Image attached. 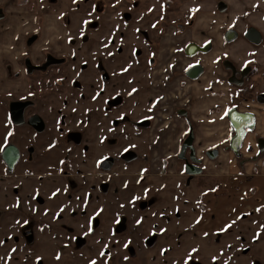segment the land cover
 Returning <instances> with one entry per match:
<instances>
[{
    "label": "rangeland",
    "instance_id": "1",
    "mask_svg": "<svg viewBox=\"0 0 264 264\" xmlns=\"http://www.w3.org/2000/svg\"><path fill=\"white\" fill-rule=\"evenodd\" d=\"M35 1L23 3L16 0L13 5L21 7L18 11L27 13L19 15L14 10L9 14V21H31V14H34L43 15V24L49 25L59 9L67 5L65 0ZM70 1L79 3L78 0ZM97 1L85 0V14L89 19H95L91 6ZM106 1L109 2L108 12L102 19L109 18L107 26H103L99 34L89 31L92 39L88 36L90 39L85 42L77 38L73 43L76 48L71 54L76 57L68 64L69 77L62 93L54 100V109H58L64 97L70 99L66 110L71 112V117L66 128L83 133L88 131L90 139L86 137L82 144L86 145V152H92L86 155L82 152V145L74 142L69 145L72 148L78 146L81 154L71 149L67 152L61 148L63 144L50 156H47V151L39 149L35 162L23 163L11 174L13 176L7 175L0 158V210L5 213L0 220V264L4 259L9 263L13 261L11 264H26L33 258H42L43 264H264V200L259 188L252 185L261 184L262 180L256 179L264 165V155L249 159L247 168L240 165L241 158L233 153H222L216 160L205 157L202 175L188 184L182 162L174 154L180 140L178 135L177 138H164L165 131L161 138L156 139L129 122L119 126L117 132L107 130L108 117H104L100 143L94 127L95 85L102 83L100 77L106 71L111 73L108 86L103 85L107 91L114 84L121 89L135 87L136 96L132 104L128 109L119 110V117L125 112H128L130 121L146 116L142 72L146 58L143 56L155 47V38L152 40L151 37L158 35L157 29L148 31L151 21L166 20L162 23L167 26L165 32L172 34L173 22L182 15L180 8L200 3L219 7L220 0ZM20 16L23 19L19 20ZM79 26L74 28L76 33ZM46 41V37L40 40L37 48H42ZM162 46L173 45L165 42ZM98 49L117 51L119 58L103 71L93 67L86 74L81 70L82 58L92 59L94 66V55ZM132 64L131 68L135 69L125 75L123 71ZM36 74L40 75L39 72ZM45 78L39 77L35 82H44ZM128 78L133 82L129 83ZM81 80L87 83L90 100H85L79 89L72 85L73 81ZM39 90L47 93L49 88L39 85ZM40 92L38 109L55 130L56 119L50 114L49 105L44 106L49 101L41 98ZM258 106L264 109V104ZM85 109L89 118L83 114ZM73 110L78 111L73 113ZM83 119L90 121L86 127L79 123ZM9 124L6 108L0 105V133L8 132ZM202 132L199 133V143L207 137ZM30 136L23 132L26 144ZM111 136L117 139H111ZM88 140L92 145L87 143ZM128 149L134 150L138 157L128 161L119 159V155ZM110 155L116 158L115 164L110 169H100L96 162ZM40 156H43L42 166L36 163ZM64 156L67 162L63 167L84 169L79 177L80 188H70L67 176L59 173ZM70 157L72 167L68 164ZM164 160L167 161V170L164 168L166 172L163 174ZM47 163L54 167H47ZM26 167H34V175L25 176L22 180L24 190L17 194L15 188L19 190L16 186L21 177L15 174H24ZM37 174H44L40 182ZM236 178H240V185H232ZM37 186L41 193L36 191ZM251 186L255 189L252 190ZM29 228L36 232L33 242L24 236V231ZM82 235L85 236V246L79 239Z\"/></svg>",
    "mask_w": 264,
    "mask_h": 264
},
{
    "label": "flooded vegetation",
    "instance_id": "2",
    "mask_svg": "<svg viewBox=\"0 0 264 264\" xmlns=\"http://www.w3.org/2000/svg\"><path fill=\"white\" fill-rule=\"evenodd\" d=\"M15 1L12 0L11 4ZM26 1L21 0L23 3ZM230 1L220 0L219 7L200 3L189 4L184 9L180 8L182 15L173 22L172 34L165 32L167 26L162 23H166V20L151 21L148 31L157 29L158 35L151 37V39L155 38L152 40L156 45L147 52L148 55L143 56L146 58V66L142 68L146 116L141 119L130 121L128 112L121 114V118L118 115L119 110L128 109L132 104L136 96L135 87L121 89L114 84L107 91L108 88H104L103 85L108 86L107 82L111 73L106 71L101 74L102 83L95 85L94 127L98 142L102 143L101 131L104 117H108L107 130L117 132L119 126L129 122L134 123L139 130L148 131L156 139L164 134V138L171 139L177 138L178 135L177 139L180 140L174 154L178 161L182 162L181 167L188 184L196 176L202 175L203 172L199 173L198 169L201 168L204 171L205 157L216 160L222 153H233L235 157L241 158L240 165L247 168L253 158L264 155V134L258 131L259 118L264 116L263 107L258 106L264 104V0H255V3H250V0ZM35 2L40 3V0ZM65 2L67 4L65 8L59 9L57 16L51 19L49 25L43 24V15L35 17L37 27L27 35L25 54L17 59L18 68H15L6 57L1 60L0 105L6 108V117L11 127L8 132L0 133V158L7 175L13 174L23 163H34L39 156V149L47 151V156H50L63 144L61 148L67 149V152L71 149L80 153L78 146L72 148V145H69L74 142L82 145L83 151H81L86 152V145L82 142L86 140V137L90 139L88 131L85 130L84 134L66 128L71 117L69 116L71 112L66 110V107L70 106V99L64 97L62 106L58 109H54V100L58 94L62 93L65 80L69 77L68 64L76 57L71 54L76 48L73 43L77 38L84 39L86 42L87 39L93 38L89 31L99 34L103 26H107L109 18L102 19V16L108 12L109 2L106 0L94 2L91 9L93 8L92 15L95 19H89L85 14L87 12L85 0H78L81 5L72 3L70 0ZM72 4L74 6L71 8ZM242 6H244L243 10H241ZM5 7L6 5H3L0 8ZM76 11L77 14L73 13ZM81 19L83 20L79 23ZM44 25L52 30L53 36H49L47 40L54 38L56 43H45L41 49L40 58L37 59L34 47L47 33ZM76 25H80L77 33L74 31ZM3 28L8 31L14 29V27L5 26ZM146 36L149 38L147 32ZM165 42H171L173 46H162ZM149 46H151L150 43ZM146 47L148 48V45ZM98 50L99 52L96 51L94 55V66L91 64L92 59L85 60V56L82 58L80 66L86 74H89L93 67L103 71L109 63L113 64L119 58L117 51ZM131 67L133 64L126 69L127 71H123L125 75L135 69ZM38 72L40 75L36 74ZM39 77L46 78L44 82L36 83ZM128 81L131 83L133 79L128 78ZM39 85L43 88L48 87L49 91L40 92ZM72 85L79 89L85 100L91 99L86 82L73 81ZM38 92L41 98L45 100L47 98L49 101L44 106L49 105L50 114L53 115L54 120L56 119L55 130H52L49 121L38 109ZM103 97H105L103 101L105 105H102ZM91 112L92 110H89V113ZM83 114L88 117L86 109ZM79 116H81L80 111ZM246 117L251 119L249 123L244 121ZM233 120L237 122V126L234 125ZM89 122L83 119L79 123H83L86 127ZM184 124L186 126L182 130ZM4 125H7L6 121ZM238 126L239 128L242 126L244 136L239 147V154H236L232 139L237 135ZM201 130L207 137L199 143ZM24 131L31 135L28 144L23 139L26 135L22 137ZM172 131L175 132L172 133ZM111 139H117V137L111 136ZM46 141L48 143L44 144ZM87 143L92 145L89 140ZM95 145L97 146L98 143L96 142ZM91 152L89 150L86 155ZM134 157L138 156L134 150L130 149L119 155V159L125 161L132 160ZM42 158L43 156H40L36 162L38 166H42ZM100 159L96 162L100 169H110L116 162V158L111 155ZM71 161L70 157L68 162L70 167L73 166ZM66 162L67 157L64 156L62 167L58 168L59 173L67 176L70 188L76 186L80 188L79 177L83 175L84 169L63 167ZM164 164L166 166L163 167V174L166 172L164 168L167 170L166 160ZM46 166L49 167L51 164L47 163ZM33 170L34 167H26L24 174L19 172L15 174L16 177H21L18 179L20 183L16 186H19V190L15 188L17 194L23 188L22 180L25 176L32 175ZM37 175L39 181L44 174ZM37 188L36 191L41 193L40 188L38 186ZM254 188L252 187V190ZM38 200L40 201L41 198ZM37 205L40 206V203L38 202ZM4 215L5 213L0 210V220ZM35 234L36 232L34 233L30 228L24 231V236L30 237V242L35 239ZM83 235L79 239L82 246H85ZM11 263L13 261L9 263L8 259L2 260V264ZM26 264H43V259L33 258L31 261H26Z\"/></svg>",
    "mask_w": 264,
    "mask_h": 264
},
{
    "label": "crops",
    "instance_id": "3",
    "mask_svg": "<svg viewBox=\"0 0 264 264\" xmlns=\"http://www.w3.org/2000/svg\"><path fill=\"white\" fill-rule=\"evenodd\" d=\"M12 0H0V7L3 5H6V7L4 9L0 8V67L2 65L1 60H3V57H6L7 59H9L12 63L13 66L15 68H18V61L17 59H19L20 57H23L25 54V42H26V38L29 32L33 31L36 29L37 25L35 23L36 19L35 17H37V15L31 14V21L26 20L25 22L22 21H9V14H11L12 12H15L14 10H17L16 12L20 15H25L27 13H20L18 11L19 8L21 7H17L14 6L13 4H11ZM250 3H255V0H250ZM250 3L247 5H250ZM244 9V6L241 7V10ZM19 20L23 19L22 16L18 17ZM10 24H13L12 26H9ZM14 27L13 30H6L3 27ZM44 27L47 29V33L45 34V37L48 38L49 36H53L51 33V28L49 26H45ZM16 37H18V40L16 39ZM56 43L54 38H51L50 40H47L46 43ZM16 43V45H15ZM52 47V46H51ZM43 48V47H42ZM42 48H37V44L34 47V54L36 56L37 59L40 58V53H41V49ZM4 58V59H6ZM258 131L261 134H264V116L259 118V122H258ZM261 173L258 176V179H261V184L258 186V184L254 183L252 184L253 186H256L259 188L260 191V196L262 197V200H264V165L262 166V168L260 169ZM239 179L240 178H236L235 181L232 183V185L235 184H239ZM252 186V187H253ZM255 189V188H254Z\"/></svg>",
    "mask_w": 264,
    "mask_h": 264
},
{
    "label": "water",
    "instance_id": "4",
    "mask_svg": "<svg viewBox=\"0 0 264 264\" xmlns=\"http://www.w3.org/2000/svg\"><path fill=\"white\" fill-rule=\"evenodd\" d=\"M244 121L249 123V121H251V119L249 117L244 118ZM234 125L237 126V122L235 120H233ZM244 136V130L241 126V128H239V126L237 127V135L234 136V138L232 139V144H233V150L236 154H239V147L242 143V139ZM215 157V156H213ZM133 159H136V157H134ZM199 173H202L203 170L201 168L198 169Z\"/></svg>",
    "mask_w": 264,
    "mask_h": 264
}]
</instances>
